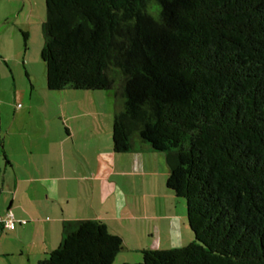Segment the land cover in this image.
<instances>
[{
    "label": "trees",
    "instance_id": "1",
    "mask_svg": "<svg viewBox=\"0 0 264 264\" xmlns=\"http://www.w3.org/2000/svg\"><path fill=\"white\" fill-rule=\"evenodd\" d=\"M44 3L47 88L112 90L113 152H163L185 199L193 241L121 264H264V0ZM123 248L100 219L65 220L36 264H112Z\"/></svg>",
    "mask_w": 264,
    "mask_h": 264
},
{
    "label": "crops",
    "instance_id": "2",
    "mask_svg": "<svg viewBox=\"0 0 264 264\" xmlns=\"http://www.w3.org/2000/svg\"><path fill=\"white\" fill-rule=\"evenodd\" d=\"M15 1L0 0V9ZM3 32L0 60L6 64L15 60L10 56L15 48L9 49L15 44ZM50 92L57 91L36 89L32 82L0 88V215L11 211L26 220L0 230L10 231L7 240L27 250L28 259L31 248L60 242L63 221L100 219L124 242L116 264L140 261L143 248L170 249L193 241L184 201L166 186L164 155L148 148L113 152L104 123L81 118L103 114L102 104L84 98L91 108L79 105L76 113L65 114ZM114 109L109 93L108 113ZM39 111L43 120L33 121ZM6 246L2 239L0 259L10 253Z\"/></svg>",
    "mask_w": 264,
    "mask_h": 264
},
{
    "label": "rangeland",
    "instance_id": "3",
    "mask_svg": "<svg viewBox=\"0 0 264 264\" xmlns=\"http://www.w3.org/2000/svg\"><path fill=\"white\" fill-rule=\"evenodd\" d=\"M45 18L46 7L44 0H16L6 8L0 9V31H4L3 33L6 34L7 39L14 42L15 47L10 46L9 49L15 48L11 51L10 56H16L14 61H10L9 63L5 61L7 62L6 64L3 60H0V88L4 87L9 89L13 86V83H17L18 86L22 87L32 82L36 89L40 86L47 89L45 68L40 57V51L43 45L41 25ZM22 32L27 34L26 49H24ZM25 72H27L28 78L31 79V81L28 80ZM52 91H57L50 93L56 96L54 99L58 103H62V109L63 112L65 111V114H67V112L68 114L76 113L78 111L76 109H79V105L80 107H84L81 110L91 108L82 101L84 98L88 100H91L92 98L94 99V104L95 102L102 104L106 112L93 116L88 114L86 116H82L81 118L86 120H101L106 129L103 133L106 143L109 144L111 142L113 114L110 115L108 113V97L109 93L113 96L112 90L67 89ZM94 94H96L95 96L98 100L94 98ZM107 114H109L111 118ZM43 118V113L39 111L33 116V121H41ZM159 153L163 154V152ZM179 199L184 201L186 213L185 199L181 197ZM8 236H10V231L8 232L3 230L0 232V241L3 239L7 245L6 250L10 252L0 259V264H36L39 259L46 257L48 252L56 248L59 244L55 241L56 243L54 245L51 243L46 249L43 246L31 248L30 258L27 259V250L24 249L22 251L21 247H19L17 243H10L7 240ZM30 240L31 236L30 234H27L26 241L29 242ZM112 264H116L115 261H113Z\"/></svg>",
    "mask_w": 264,
    "mask_h": 264
},
{
    "label": "built area",
    "instance_id": "4",
    "mask_svg": "<svg viewBox=\"0 0 264 264\" xmlns=\"http://www.w3.org/2000/svg\"><path fill=\"white\" fill-rule=\"evenodd\" d=\"M26 220L16 219L11 211H7L4 215H0V226L2 229H13L16 224H25Z\"/></svg>",
    "mask_w": 264,
    "mask_h": 264
}]
</instances>
